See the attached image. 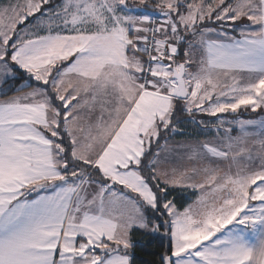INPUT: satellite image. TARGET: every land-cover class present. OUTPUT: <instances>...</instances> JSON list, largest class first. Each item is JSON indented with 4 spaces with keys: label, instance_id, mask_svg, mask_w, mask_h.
<instances>
[{
    "label": "snow or ice",
    "instance_id": "snow-or-ice-1",
    "mask_svg": "<svg viewBox=\"0 0 264 264\" xmlns=\"http://www.w3.org/2000/svg\"><path fill=\"white\" fill-rule=\"evenodd\" d=\"M17 80L0 264H264V0H9Z\"/></svg>",
    "mask_w": 264,
    "mask_h": 264
},
{
    "label": "trees",
    "instance_id": "trees-1",
    "mask_svg": "<svg viewBox=\"0 0 264 264\" xmlns=\"http://www.w3.org/2000/svg\"><path fill=\"white\" fill-rule=\"evenodd\" d=\"M24 81L17 80V81H10L9 83H3L1 85L2 92L0 93V97L3 96V94H7L8 96H11L15 94V88L19 87L21 84H23ZM34 83V82H33ZM250 114H247L248 117ZM207 118V117H205ZM176 196L177 202L180 205L186 204L189 200H191V197L187 193H182L177 191L174 193ZM133 239L138 241V246L135 250V261L134 264H142L143 261H149L154 259L152 253H159L162 249L159 247L160 242L159 241H153L151 245L145 246V238L142 237L139 233L134 234Z\"/></svg>",
    "mask_w": 264,
    "mask_h": 264
},
{
    "label": "crops",
    "instance_id": "crops-1",
    "mask_svg": "<svg viewBox=\"0 0 264 264\" xmlns=\"http://www.w3.org/2000/svg\"><path fill=\"white\" fill-rule=\"evenodd\" d=\"M0 2H2V4H7L8 2H9V0H0ZM247 114H250L249 116L250 117H248L247 116ZM260 116L258 115V114H254V113H250V112H248V113H246V112H242L241 113V116H240V118H243V119H258ZM235 134V133H234Z\"/></svg>",
    "mask_w": 264,
    "mask_h": 264
},
{
    "label": "rangeland",
    "instance_id": "rangeland-1",
    "mask_svg": "<svg viewBox=\"0 0 264 264\" xmlns=\"http://www.w3.org/2000/svg\"><path fill=\"white\" fill-rule=\"evenodd\" d=\"M0 4H2V2H0ZM3 83L2 82H0V93L2 92V88H1V85H2ZM246 113H248V112H246ZM205 119H208V118H205ZM258 119H260V117L258 118ZM257 119V120H258ZM181 127L183 128V129H185L186 131H191V129H192V125H190V124H183V125H181ZM184 137H182V136H176L174 139L175 140H181V139H183ZM194 197H191V199H193Z\"/></svg>",
    "mask_w": 264,
    "mask_h": 264
}]
</instances>
